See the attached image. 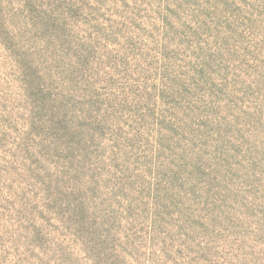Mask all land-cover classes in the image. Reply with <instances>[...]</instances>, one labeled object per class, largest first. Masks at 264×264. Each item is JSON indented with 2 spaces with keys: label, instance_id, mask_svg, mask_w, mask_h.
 Returning a JSON list of instances; mask_svg holds the SVG:
<instances>
[{
  "label": "rangeland",
  "instance_id": "374dc122",
  "mask_svg": "<svg viewBox=\"0 0 264 264\" xmlns=\"http://www.w3.org/2000/svg\"><path fill=\"white\" fill-rule=\"evenodd\" d=\"M0 264H264V0H0Z\"/></svg>",
  "mask_w": 264,
  "mask_h": 264
}]
</instances>
